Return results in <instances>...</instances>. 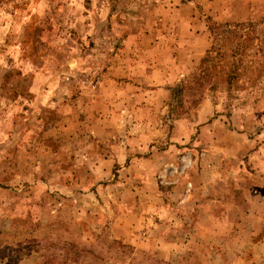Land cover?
Wrapping results in <instances>:
<instances>
[{"label": "rangeland", "instance_id": "374dc122", "mask_svg": "<svg viewBox=\"0 0 264 264\" xmlns=\"http://www.w3.org/2000/svg\"><path fill=\"white\" fill-rule=\"evenodd\" d=\"M263 18L264 0H0V264H206L263 239L183 234L206 199L246 209L264 79L238 101L186 86L210 23ZM170 231L172 257L144 249Z\"/></svg>", "mask_w": 264, "mask_h": 264}, {"label": "crops", "instance_id": "0c3cea01", "mask_svg": "<svg viewBox=\"0 0 264 264\" xmlns=\"http://www.w3.org/2000/svg\"><path fill=\"white\" fill-rule=\"evenodd\" d=\"M249 162L251 164L250 168L248 169L250 172L245 171V168L243 166H238L239 172H241L242 174H240L236 178V180H234V184L237 186V189H241L240 194L244 197L243 204L246 207L245 211H241L239 208L236 207L233 201L231 202L228 199H206L199 205L201 214L196 217L195 221H197V223H195L194 228L192 230L185 231V233L183 234H185L187 237H192L195 232L200 237H217L218 239L216 240L218 242H222L221 239L224 236L229 235V231L232 230L233 226V233H236L237 230L244 231L246 234L249 235L250 241L253 237L252 231H255L256 234L261 232V229H263L264 227L263 144L261 145V147L256 148L255 152L249 155ZM243 172L253 177L254 183L249 188L248 186H245V184H243V181L246 178V176L243 175ZM203 179L210 180V177L205 178V176H203ZM251 189L256 190L257 193L252 195L250 193ZM213 207L215 208V210H213ZM216 212H220V214H217ZM204 221H209L210 227L208 229L203 228ZM249 222L251 223L252 228L248 227L246 229L245 223ZM199 226H201L202 229L206 230V232H199V229H201L197 228ZM170 233L172 235L164 236L163 241L160 240V238L158 237L156 241H150L147 242V244L145 243V245L143 246L144 249H146L147 251H151L152 249V251L160 255V258H165L168 255L173 256V251L174 253L177 252V246L175 243L177 238V231H170ZM191 243L192 241L188 242V244ZM221 247V249H219L218 247L217 250H215V252L217 253L215 261H209L206 264H264V238L252 246L249 244L246 247H242L241 245H238L237 243L233 242L232 244H230V246L225 247L224 245H221ZM227 251H229L231 254L233 252L236 253L235 256L233 255V259H231L232 261H229V259H227L224 255V253H226ZM247 251L250 254V257L245 256V253H247Z\"/></svg>", "mask_w": 264, "mask_h": 264}, {"label": "trees", "instance_id": "16d2710c", "mask_svg": "<svg viewBox=\"0 0 264 264\" xmlns=\"http://www.w3.org/2000/svg\"><path fill=\"white\" fill-rule=\"evenodd\" d=\"M208 30L212 38L211 45L205 51L198 74L187 83L186 90L192 93L225 92L227 99L238 101L242 76L247 75L246 83L250 89L258 77L264 79L261 67L252 69L244 66V62L253 56L251 50L257 49V53L264 54V18L260 24L210 23Z\"/></svg>", "mask_w": 264, "mask_h": 264}]
</instances>
